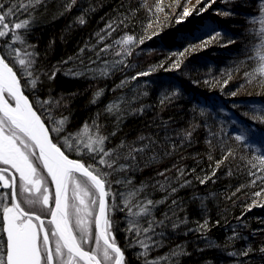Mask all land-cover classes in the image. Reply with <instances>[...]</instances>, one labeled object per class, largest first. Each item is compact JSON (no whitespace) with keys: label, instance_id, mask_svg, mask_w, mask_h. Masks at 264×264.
<instances>
[{"label":"trees","instance_id":"obj_1","mask_svg":"<svg viewBox=\"0 0 264 264\" xmlns=\"http://www.w3.org/2000/svg\"><path fill=\"white\" fill-rule=\"evenodd\" d=\"M261 1L204 0L198 5V0H23L34 7L8 18L11 23L30 21V30L15 34L37 46L39 67L52 71L69 61L55 79L38 80L37 92L31 83L35 76H27L15 53L24 44L13 42L12 33L0 37V51L18 79L23 76L22 89L34 108L49 100L48 112L56 124L38 111L48 128L76 133L85 131L88 122L85 141L94 134L109 136L105 148L117 151L119 163H131L122 159L129 146L152 144L136 154L133 170L108 177L113 182L108 196L114 205L113 233L125 264H144V249L136 243L143 237L128 229L147 227L135 215L141 211L137 201L146 202L145 197L159 202L149 217L170 216L157 230L165 235L162 246L147 253L149 260L264 264V194L255 196L264 181L253 184L256 177L251 175H264L259 150L264 143V75L254 57V17ZM2 2L11 6L15 0ZM193 8L184 18L183 11ZM109 24L115 30L102 31ZM129 36L132 40L125 44ZM106 45L101 60L90 64ZM67 69L78 75L65 74ZM140 73L148 75L133 79ZM62 96L67 106L57 110L55 100ZM63 116L70 119L60 125ZM93 121L103 125L99 133ZM70 158L79 157L73 153ZM125 205L133 206V214ZM1 212L0 206V221ZM0 237L3 244L2 224Z\"/></svg>","mask_w":264,"mask_h":264},{"label":"snow or ice","instance_id":"obj_2","mask_svg":"<svg viewBox=\"0 0 264 264\" xmlns=\"http://www.w3.org/2000/svg\"><path fill=\"white\" fill-rule=\"evenodd\" d=\"M41 2L42 0H35L36 4ZM203 2L204 0H198V5ZM33 7L32 3H25L23 0H15L11 6L0 0V37H7L12 33L13 42L20 41L24 44V48L15 49V53L19 58V65L26 69L27 76L29 78L35 76L31 79V83L33 89L38 92V80H42L43 77L49 80L55 79L62 65L69 61L58 63L52 71L43 69L38 66L39 53L35 51L37 46L23 39L21 35L15 34L16 30H30V21L22 19L20 22L11 23L8 18L29 13L30 8ZM194 10V8L185 9L183 17H189ZM107 29L115 30L111 24L102 31ZM104 39V36L100 37L101 41ZM131 40L132 37L129 36L124 43L128 44ZM108 47L106 45L101 48L96 60L90 61V64L100 61L101 53L106 52ZM83 51L82 49L81 52ZM21 56L26 59L20 58ZM90 70L91 68L85 69V71ZM261 71L264 72V67ZM65 74L78 75L73 69H67ZM139 75H148V73H140L133 79L138 78ZM22 79L23 76L18 79L17 72L9 62H6V58L0 56V164L7 166L0 168V181L3 182L4 188H12L11 205L8 206L4 200H0L3 214L0 224H2V232L6 234V240L0 244V264H125L124 253L117 246L113 233L110 213L114 205L106 202V197L113 194V182L108 177L115 172L133 170L137 161L136 154L144 153L152 147V144L144 143L141 147L129 146L127 154L122 159L131 160V163H119L121 156L116 150L105 148L109 136L99 133L103 125L96 124L95 121L93 124H96L99 134L88 136L87 141L84 136L90 127L88 122L84 124L85 131L76 133H68L67 129L62 127H46L42 116L37 113L43 110L49 115L48 122L56 124L55 119L48 112L51 104L49 100H40L39 108L34 110V106L22 93ZM49 96L51 97V93ZM52 99L55 100L54 97ZM65 100L63 96L55 100L57 110L67 106ZM69 119L70 117L63 116L59 124L63 125ZM62 133L65 134L64 143L60 142ZM111 135H115V132ZM237 139L241 137L237 136ZM119 147H125L123 141ZM73 153L79 158H70ZM229 155H232L230 151ZM10 170H14L11 184L4 178ZM42 171H46L55 188L54 208L47 207L49 188ZM16 174H18V184L15 179ZM159 175L164 176V172ZM251 175L256 177L252 181L253 184L264 181V175L256 176L255 172ZM165 179L167 180V177ZM200 182L204 183L205 180ZM115 183L121 184L123 181L116 180ZM127 183L131 184V179H128ZM161 187L163 188L164 185L162 184ZM175 191L176 189L173 188L172 192ZM35 192L41 194L42 203L51 214V220L47 225L40 215L24 209L18 202L19 197L24 193L31 195ZM262 194L264 189L256 192L255 196ZM5 199L8 197L5 196ZM145 201H137L136 206H139L141 211L135 215L140 216L147 227L142 230L129 228L128 231L131 233L136 230L137 236L143 237L137 239L136 243L144 249L140 253L144 258V264H160L162 258L149 260L147 253L162 246L165 233L157 230L166 225L170 216L165 213L164 218L159 220L154 216L149 217L148 214L158 206L159 202L146 197ZM40 202V196L26 198L23 201L29 206H35ZM172 203L177 205L178 202L173 200ZM125 208L130 215L133 214L132 205H125ZM125 208L119 210L124 211ZM48 225L53 227L49 228ZM41 234H43L42 238ZM53 243L54 247L51 246Z\"/></svg>","mask_w":264,"mask_h":264},{"label":"flooded vegetation","instance_id":"obj_3","mask_svg":"<svg viewBox=\"0 0 264 264\" xmlns=\"http://www.w3.org/2000/svg\"><path fill=\"white\" fill-rule=\"evenodd\" d=\"M6 167L5 165L0 164V168H4ZM14 172V170H10L8 173L5 174V180H7L10 184L12 182V173ZM42 175L47 179L48 181V188H49V204L47 205V207H51L54 208V194H55V188L54 185L51 184L50 182V177H47V173L46 171H42ZM15 179L17 181L18 184V174L15 175ZM12 192V188H4L3 187V182L0 181V197H2V200H4V203H7L8 206L11 205V200H10V194ZM5 196L8 197V199H5ZM36 196H40L41 202L36 204L35 206H29L26 203H23V201L28 198V199H32L35 198ZM21 203V207H23L26 210H29L31 212H34L35 214L40 215L41 219L45 222V224L47 225L48 221L51 220V214L50 212H47L46 210V206L43 205L42 203V196L39 192H35L33 194H29V193H24L23 195H21L19 197V201ZM1 216H3L2 212H1ZM3 219V218H2ZM35 223H38V221H34ZM49 227H53L51 225H48Z\"/></svg>","mask_w":264,"mask_h":264},{"label":"rangeland","instance_id":"obj_4","mask_svg":"<svg viewBox=\"0 0 264 264\" xmlns=\"http://www.w3.org/2000/svg\"><path fill=\"white\" fill-rule=\"evenodd\" d=\"M259 8L261 9L260 13L254 17L256 20L254 23H255V28H256L257 38H258L257 45H256L258 53L257 54L254 53V55H255L254 57H256L258 59L257 60L258 64H259L258 66H259V69L261 71V68L264 67V59H262V58H264V0H262L260 2ZM17 48L22 49V47L18 46V45H17ZM20 58H25V57L21 56ZM262 73L264 75V72H262ZM13 104H14V102H13ZM261 109L264 110V106H262ZM247 133L249 134L250 132H247ZM86 141H87V139H86ZM259 150L262 152V153H260V156L264 159V155H262V154H264V143H261L259 145ZM260 161L262 162V160H260ZM5 204L7 205V203H5ZM1 210H2V206H1ZM2 218H3V216H2ZM49 228H51V227H49ZM93 231H94V225H93ZM42 235L43 234H41V238H42ZM93 245H94V240H93ZM51 246L54 247V243Z\"/></svg>","mask_w":264,"mask_h":264},{"label":"water","instance_id":"obj_5","mask_svg":"<svg viewBox=\"0 0 264 264\" xmlns=\"http://www.w3.org/2000/svg\"><path fill=\"white\" fill-rule=\"evenodd\" d=\"M0 56H2L3 57V55H2V53H1V51H0ZM7 62V61H6ZM21 90H22V93L29 99V97L26 95V93L23 91V89L21 88ZM29 103L31 104V105H33L32 104V102L30 101V99H29ZM34 110H35V108H34ZM38 115H39V113H37ZM42 121H43V119H42ZM45 125H46V123H45ZM46 127H48L47 125H46ZM106 202L108 203V196L106 197ZM5 238H6V234H5ZM118 246V245H117ZM119 247V246H118Z\"/></svg>","mask_w":264,"mask_h":264}]
</instances>
